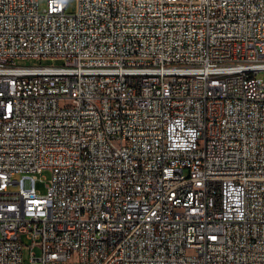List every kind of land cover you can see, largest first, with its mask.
Here are the masks:
<instances>
[{
  "label": "built area",
  "instance_id": "2783aa9c",
  "mask_svg": "<svg viewBox=\"0 0 264 264\" xmlns=\"http://www.w3.org/2000/svg\"><path fill=\"white\" fill-rule=\"evenodd\" d=\"M24 246L264 264V0H0V264Z\"/></svg>",
  "mask_w": 264,
  "mask_h": 264
},
{
  "label": "rangeland",
  "instance_id": "374dc122",
  "mask_svg": "<svg viewBox=\"0 0 264 264\" xmlns=\"http://www.w3.org/2000/svg\"><path fill=\"white\" fill-rule=\"evenodd\" d=\"M46 0H39V8L42 9L45 5ZM75 8V1H69L68 3V11H73ZM36 60H25V61H19V63H23V64H32V63H36ZM40 177V178H39ZM18 175H14L13 179H17ZM50 178V172L48 170H44L42 171L41 175L38 176V179L35 182V188L40 191L41 193H45V184L47 182V180ZM17 188V186H10L9 190L10 191H15ZM25 244H28L27 242H25ZM36 254L39 255V250L37 248H34ZM30 249L27 246H24L23 250H22V264H30L29 255Z\"/></svg>",
  "mask_w": 264,
  "mask_h": 264
}]
</instances>
